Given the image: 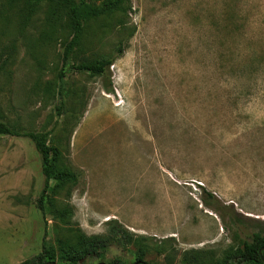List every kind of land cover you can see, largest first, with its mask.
<instances>
[{"label": "rangeland", "instance_id": "374dc122", "mask_svg": "<svg viewBox=\"0 0 264 264\" xmlns=\"http://www.w3.org/2000/svg\"><path fill=\"white\" fill-rule=\"evenodd\" d=\"M70 38L61 5L0 0V120L46 134L77 178L44 217L33 141L0 134V264L78 233L110 241L82 264H219L264 234V0H125L68 67ZM104 56L109 80L71 68Z\"/></svg>", "mask_w": 264, "mask_h": 264}, {"label": "trees", "instance_id": "16d2710c", "mask_svg": "<svg viewBox=\"0 0 264 264\" xmlns=\"http://www.w3.org/2000/svg\"><path fill=\"white\" fill-rule=\"evenodd\" d=\"M49 3H56L62 6L65 11V23L71 37L64 42L63 63L70 67L71 56L83 43L86 29L89 22L110 18L114 13L122 10L125 0H37ZM122 54V48L117 49L116 57ZM115 56H104L101 58L87 57L79 60L71 66L76 71L88 72L94 76H100L109 80V68L116 59ZM111 85L105 87L109 90ZM0 134L12 136H23L30 138L40 156L41 169L44 176V184L38 200L39 209L44 217L52 215L51 210L46 206L47 192L53 189H61L76 182V174L64 161L61 151L49 143L44 133L31 131L19 132L7 123L0 120ZM51 203V202H50ZM65 211L56 210L55 216H63ZM77 244L65 243L61 248H55L43 241L41 252L20 264H79L82 259L93 257L99 250H105L110 244L108 238L101 236L86 237L81 233L77 234ZM61 244V245H62ZM81 246L82 248H79ZM260 251V253H259ZM144 253L140 251L138 264H148L143 259ZM206 257L197 251H190L183 254L178 264H206ZM135 261V262H136ZM98 264H119V262H101ZM134 264V263H133ZM219 264H264V234L257 232L252 235L249 242H243L241 248L230 250Z\"/></svg>", "mask_w": 264, "mask_h": 264}, {"label": "water", "instance_id": "95a60500", "mask_svg": "<svg viewBox=\"0 0 264 264\" xmlns=\"http://www.w3.org/2000/svg\"><path fill=\"white\" fill-rule=\"evenodd\" d=\"M259 253H260V251H259ZM83 260H84V259L80 260V261H79V264H82ZM48 264H56V262L48 263Z\"/></svg>", "mask_w": 264, "mask_h": 264}, {"label": "flooded vegetation", "instance_id": "af4514ba", "mask_svg": "<svg viewBox=\"0 0 264 264\" xmlns=\"http://www.w3.org/2000/svg\"><path fill=\"white\" fill-rule=\"evenodd\" d=\"M134 264H138V262L136 261V262H134Z\"/></svg>", "mask_w": 264, "mask_h": 264}]
</instances>
